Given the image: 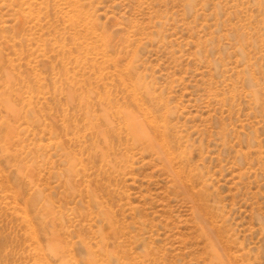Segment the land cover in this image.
<instances>
[{
  "label": "rangeland",
  "instance_id": "1",
  "mask_svg": "<svg viewBox=\"0 0 264 264\" xmlns=\"http://www.w3.org/2000/svg\"><path fill=\"white\" fill-rule=\"evenodd\" d=\"M0 264H264V0H0Z\"/></svg>",
  "mask_w": 264,
  "mask_h": 264
},
{
  "label": "bare ground",
  "instance_id": "2",
  "mask_svg": "<svg viewBox=\"0 0 264 264\" xmlns=\"http://www.w3.org/2000/svg\"><path fill=\"white\" fill-rule=\"evenodd\" d=\"M115 112H116V114H118L119 118H125L126 119V117L123 115L124 111L121 110L120 108L116 109ZM127 113H128V115L130 114L129 112H127ZM113 115L114 114H113L112 108H110L109 110H105V112L103 113V119L105 121V124L102 126V129L100 130V136L103 139V141L107 142V147L110 150L113 149V143H112L113 138L116 135H119V133H121V131H122L121 127L118 128L116 126L115 121L112 118ZM131 115H133L132 112H131ZM144 116L146 117V119H149V117L147 116L146 113L144 114ZM131 119H133V118L131 117ZM126 126H128V127L130 126V123L127 122V119H126ZM153 126H154V133H155L156 125L154 124ZM151 145H154V143H151ZM103 157H104V155H103Z\"/></svg>",
  "mask_w": 264,
  "mask_h": 264
}]
</instances>
